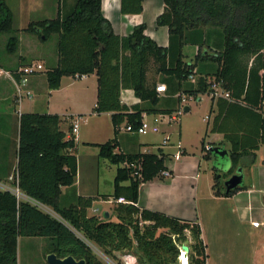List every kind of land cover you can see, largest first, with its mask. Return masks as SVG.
I'll use <instances>...</instances> for the list:
<instances>
[{
    "label": "trees",
    "instance_id": "16d2710c",
    "mask_svg": "<svg viewBox=\"0 0 264 264\" xmlns=\"http://www.w3.org/2000/svg\"><path fill=\"white\" fill-rule=\"evenodd\" d=\"M142 1L120 0V11L139 13ZM13 18L7 1L0 0V34H9V53L18 43ZM155 22L167 26L166 46L144 33V23L134 25L126 35L115 33L102 14L101 0H74L69 8H59L55 17L31 20L23 28L35 33L40 41L56 34L57 61L45 71L48 89L58 88L63 76L96 75L93 112H111L114 135L94 145L100 157L118 165L110 194L115 218L88 214L94 198L75 193V140L60 128L63 117L58 113L22 112L12 182L25 195L50 206L57 217L0 189V264H17L18 237L46 238V254L84 258V264H107L88 242L112 258L117 252L128 251L138 264H178V257L179 264H205L207 254L197 219H179L136 205L139 185L165 169V156L159 148L157 152H114L118 126L130 124L136 129L144 112L169 114L183 94L198 99L199 93L209 91L210 75L221 81L229 95L218 98L210 128L223 133L230 143L229 171L243 155H250L253 162L254 151L264 143V0H163V11ZM203 34H207V40L201 42ZM186 44L197 46L189 60L182 51ZM201 61H212L216 67L202 76L199 68L195 70ZM150 72L166 85L165 94L176 95L163 100V108L157 106L162 98ZM196 73L199 75L193 83L188 76ZM126 88L132 89L140 101L130 106L123 103L120 92ZM201 148L208 159L211 151H204L203 139ZM218 184L215 177L214 194L226 195ZM63 186L68 188L64 194ZM119 197L125 201H117ZM186 231L192 242L187 244L186 262L181 263L179 249L186 244Z\"/></svg>",
    "mask_w": 264,
    "mask_h": 264
},
{
    "label": "crops",
    "instance_id": "0c3cea01",
    "mask_svg": "<svg viewBox=\"0 0 264 264\" xmlns=\"http://www.w3.org/2000/svg\"><path fill=\"white\" fill-rule=\"evenodd\" d=\"M10 2L15 4L14 7L16 9L19 8L22 11V13L26 18L25 24L27 25L28 22L31 20H39L43 18L55 17L57 14V10L59 8H64V9L69 8L74 3V0H70V2L69 0H10ZM8 4L13 11L14 10L13 7H11L10 3ZM101 11L104 17L110 21L114 32L119 35H126L131 31L134 25L144 23L145 24L144 33L147 36L155 40L156 43L161 46H166L168 44L167 26L157 25L155 22L156 17L163 11V0H143L141 12L128 13V14H123L120 11V0H101ZM25 27L26 26H20L18 28L19 30L18 33L16 31V35L18 39L17 44L19 46L20 45L23 46L24 49L23 52H19L17 54L18 56L17 59L12 58L13 57L12 55L14 54H6L5 61L0 60V66L4 68H14V67L17 68L21 65L28 64L30 62L28 60L29 58H31V62H39L41 64H44L45 60L40 59L42 58L41 56H43V54H41L40 52L41 49H38L40 48V45H38L37 42L35 43V40L38 41L36 34L24 31L23 28ZM33 45L35 46V48L33 47ZM194 56L195 53L187 59L185 58V54H184L185 60H189ZM47 59L50 60L51 62L50 67H52L55 65L57 61V54L55 52L49 53ZM215 67L216 64L212 61H201L198 63V66L195 68V70L197 71L200 70L199 72H201V75L204 76L206 72H212L215 69ZM198 75L199 74L196 73L194 75V79L190 81L194 83ZM155 78L157 80L156 84L160 83V81L158 80L159 79L158 75H155ZM207 78H210V75H208ZM62 80L63 77L61 78L60 86L58 88L48 89L46 78L45 76L43 77V73L39 71L32 74L29 77L27 84L22 86L21 91L19 92L17 91V88L12 80L6 78H0V180L9 179L11 174L14 173V169L16 167L19 115L22 112H34L31 111L32 109L25 107L26 103L24 102V99H26L27 97L31 99L35 98L36 101V99L38 100L39 97L46 95V98L44 100L45 101L44 112L58 113L61 117H66L69 122H70L69 117L77 114L79 116L80 122L85 121L83 115H86L87 113L90 115V117H100L102 115H106L109 119L110 134H111L106 136H111L108 137V139L113 137L114 126L111 121V112L106 111V112H101L99 114L93 112V107L96 102V85H97L96 75L94 73H91L76 78L72 77V80L68 83L69 85H71L70 87L64 85ZM76 81L79 83H83V86L76 88L78 90L77 93H79L78 95H80L79 96L80 100L78 98H74L73 95H71V93L74 94L72 87L73 85H75V83H77ZM88 94L89 96L92 97V103H91L92 108L90 109V111L87 112L86 111L87 109H84V104L81 101V98L82 96L86 97ZM59 95L62 97L61 102L64 103L70 102L68 105H66V107L62 109L63 111H60L59 109L56 108L59 107L60 102L58 104L57 99H55V97L58 98ZM158 95L160 98H162V100L159 101V104L157 106L161 108H163V106L160 105L161 101L169 97H171L170 99L172 98L174 99L176 97V95L168 96L167 93L166 94L158 93ZM69 96L71 97V99L70 98H69L70 100L66 99ZM212 98H213L211 99L212 109L211 111H209L208 109L209 114L204 117L206 121L204 134L206 137L208 135V132H211L214 135L218 136V143L211 146H220L222 148H225L224 144L228 146V148H226L227 154L222 155V157L229 158L230 165L228 164L227 166L225 163L224 164L218 163V161L215 163L217 166L212 165L211 172L213 176L211 177V182L210 181L207 183L203 182V184L204 183L206 184L205 188H203V190L199 192V189L202 186V182H200V177H201L200 159L197 158L195 155L193 156L187 155L186 148L184 146H180L179 148L181 154L183 153L182 157L184 158L183 159H180V157L177 159L174 158V160H172L171 162L166 164L164 163L165 169L171 171V176L165 177L157 174L153 178L142 182L138 188V198L136 205L139 206L140 208H147L150 210L161 211L167 215L179 219L195 220L198 219V216L200 214V205H199L200 201L203 200L220 201V200L235 198L238 201L237 208L239 212L238 214L240 221L249 222L250 227H252V228L249 227L245 229H240L239 231L245 233L246 238H249L250 241H252V239L254 238V232H253L254 228L257 229L263 227L262 230L264 232V208L262 209L260 219L255 218L253 215V211H254L253 200H256V195L254 196V190L251 187V185L250 186L245 184L243 185L241 183L240 186L242 185L243 186L240 187L241 189L237 190L233 195L218 196L214 194V189L212 188V185L215 182V177H216L219 182L218 186L225 192V186L223 181L225 175L223 171L230 169L231 167V159L229 157V149H230L229 141H227L224 138L223 133L210 130L214 116L217 113V106H216L217 100L218 98H226V97L215 96ZM120 99L123 103H125L128 106L140 101L139 98L134 94L133 90L128 88L121 90ZM170 99L167 101H170ZM10 100L13 103L12 106L7 103ZM198 100H200V97L198 98ZM70 104L73 105L74 107L72 108ZM16 106H17V110L15 109ZM178 106L175 105L176 108ZM209 108H210V104H209ZM11 110L14 111L12 112ZM262 110L264 111V102H263ZM158 114L161 113L148 114L144 112L142 113V118L146 116V118L152 120L153 116ZM210 115H212L211 121L209 119ZM118 130H119L117 135L118 145L114 149V152H120V151L157 152V149L159 148L165 157L168 154H170L168 151L166 152L168 147L167 144L162 145L163 138L167 133L161 128L159 132H153V133H159L161 135L160 140L159 139L143 140V138L140 135H146L147 133L140 134V133H132L123 129L121 130L118 129ZM205 137L201 138V140L202 139L204 140ZM94 140L96 139L78 140L77 138H75V145L76 143L78 144L79 141L92 145H94V143H103L106 141V140L103 141V139H97L98 141H94ZM200 145H201V141H200ZM94 147L96 148V151L92 156V164H93L92 169L95 168V174L94 175L91 174L88 180L82 182L80 178L81 175L80 163H78V159H77V175H76L74 187L76 194L82 196H90L94 198L89 208H91L92 212L96 213L98 208L93 206V203L96 201L111 203L113 208L114 199L112 196H110V194L113 191L112 183L118 165L109 162L106 158L100 157L98 155V146L94 145ZM150 148H153V150H150ZM257 151H262L264 153V143L260 144L259 148L254 151L256 155H257ZM203 153L204 152L202 151L201 148V157L205 159L203 157ZM212 157L217 159V157H220V155L218 154L214 155L213 153H211L210 157L205 160H211ZM251 160L252 158L250 155L247 154L243 155L237 164L236 172H238L239 169L241 172V167L243 165L244 166L249 165L252 162ZM124 165L125 163L119 164V166H124ZM104 169H106V171H113L111 174V178H112L111 189L107 192L103 191V189L100 186V184H102L104 179H103V175H101L102 179H100L99 172L103 171ZM262 178L264 179V171L262 172ZM8 181L9 182H5V183H10L11 185H14V183L10 179ZM123 184L125 185L128 184V181H124ZM67 189H68L67 187L63 186L62 193L64 194L67 191ZM242 193H246L244 199L239 197ZM105 213L108 214L107 217L104 216ZM97 216L103 218H110V219H112L111 217L114 216L115 218V215L113 211H111V209H105L103 211L102 216L101 215H97ZM254 222H257V225H254ZM219 231L220 230L218 229L214 231L211 230L210 232H208L207 235L205 230L201 227V237L203 239V242L206 243L205 251L208 253L209 244L210 245L214 244L215 247L217 248L216 260L210 261L208 259V254L206 253L207 257L205 264H226L224 261L231 260L232 256L233 258L244 256V253L241 254L236 253L235 256L233 255L232 250H235V246L232 243L231 234L229 230H225L223 232H219ZM19 238L20 237H18V240ZM220 245H221V249H219ZM261 246L262 245L260 244L258 248H254V244H252L248 254V257L250 259L249 264H261L255 261V259L257 260V256L260 253ZM241 249L245 251L244 247H242Z\"/></svg>",
    "mask_w": 264,
    "mask_h": 264
},
{
    "label": "rangeland",
    "instance_id": "374dc122",
    "mask_svg": "<svg viewBox=\"0 0 264 264\" xmlns=\"http://www.w3.org/2000/svg\"><path fill=\"white\" fill-rule=\"evenodd\" d=\"M7 1L8 3H10L11 7H13L14 9L13 10V17H14L13 26L14 28L17 29V33H18L19 31L18 28L20 26H26L25 24L26 18L19 8L16 9L14 7L15 5L14 3L10 2V0H7ZM8 36L9 34L7 33L0 34V60H3V61H5L6 54H14L12 55L13 56L12 58L17 59L18 58L17 54L19 52H23L24 50L22 45L19 46L17 44V47L14 52L12 53L7 52L6 40ZM55 40H56L55 33H53L51 37L46 41H40L39 38H38V41L35 40V43L37 42V44L40 45V48L38 49H41L40 52L41 54H43V56H41L42 58L40 59L45 60L43 64L44 66L41 69V72L43 73V77L45 76V71L51 65L50 60L47 59V57L49 56V53H53V52L56 53ZM205 40H207V34H203V36L200 37L199 41L204 42ZM33 47L35 48L34 45ZM196 47L197 46H192L191 44L185 45L183 47L185 58L188 59L191 55L196 53V49H197ZM28 60L30 61L29 63H31V58H29ZM149 76L155 78L152 72H150ZM71 80H72V76H63L62 82L67 87H70L71 85H69L68 83ZM80 86H83V83H79V82L75 83V85H73L72 87L74 94L71 93V95H73L74 98H78L79 100H80L79 98L80 95H78L79 93H77L78 90L76 88ZM199 97H200V100H198L197 98H194L193 96L184 95V98H181V101L175 104L176 106L178 105L179 106L177 108L173 107V109L174 108L175 109L172 110L171 113L169 114L161 113L162 118H161L159 126L169 136V140L167 141L168 147H167L166 152L168 151L170 154H168L164 158L165 164L174 160L173 154L176 153L178 150H180L178 146L179 147L184 146L186 148L187 155L189 156L195 155L197 158L200 159V162H201L200 182H202V186L200 187L199 192H201L203 188H205V185H206L205 183L209 181L211 182V177L213 176L211 172L212 171L211 166L216 165L215 163L217 161L218 163H222V164L225 163L228 166V164L230 165V160L229 158H226V157L223 158L222 156L217 157V159L212 157L211 160H205L201 157L200 141H201V138L205 137L204 131L206 127V121L204 117L209 114L208 109H209V104L211 102V98H210V95H208V93L206 92L199 94ZM45 98H46V95H43L42 97H39V99L38 100L36 99L35 101V98L31 99L27 97L26 99H24V102L26 103L25 107L32 109L31 111H34V112H44L45 111V106H44ZM61 98L62 97L60 95L58 96V98L55 97V99H57V103L59 104L60 102L59 107H56V108L59 109L60 111H63L62 109L66 107V105H68L70 102H66V103L61 102ZM69 98L71 99L70 96L67 97L66 99H69ZM81 101L84 104V109H87L86 110L87 112L90 111V109L92 108L91 106L92 97L89 96V94L86 97L82 96ZM7 103L11 106L13 104L11 100L8 101ZM160 105L165 106L166 101H161ZM186 106L189 107L188 111L184 110V107ZM71 107L73 108L74 106L71 105ZM15 109L17 110V106L15 107ZM11 111L13 112L14 110H11ZM178 111L180 112L178 113ZM170 116H175L177 119L175 120L170 119V121H168ZM211 117L212 115L209 116L210 121H211ZM83 118H85L84 119L85 121L83 122L81 121L79 123V128L77 130L78 140L96 139L94 141H98L97 139H103V141H105L106 139H108V137H111V136H106V135H111L110 134V123L106 115H102L100 117H90V115L87 113L86 115H83ZM69 123L70 122L68 121V119H66V117H63V119L60 122V127L63 130H65L66 133L68 132V134H70L69 125L71 129V124ZM108 124H109V127H108ZM140 136L143 138V140H148V139H151V140L159 139L160 140L161 139V135L159 133H153V132H149L146 135H140ZM89 141H92V140H89ZM205 143H208L210 145L217 144L218 136L214 135L211 132H208V135L204 139V144ZM224 146H225L224 149L228 148L226 144H224ZM150 150H153V148H150ZM72 151L76 155L78 159V163H80V169H81L80 178L82 182H84L90 178L91 174L92 175L95 174V168L92 169L93 168L92 156L94 155L96 148L92 144H86V143L79 141L78 144L76 143ZM182 156H183V153L180 154L179 156L180 159L184 158ZM236 167L237 166L235 165L234 168H232V171H235L234 173H236ZM263 171H264V153L262 151H257V155L253 162H251L247 166L243 165L241 167L242 184L249 185V186L251 185V187L254 190V196L256 195V200H253V206H254L253 215L257 219H260L262 209L264 208V179L262 178ZM112 172L113 171H106V169L99 172L100 179H102L101 175H103V179H104V181L102 182V184H100V186L105 192L111 189ZM224 175H226V177L229 176V174H224ZM8 180L9 179L0 180V181L1 182L3 181L4 183V182H9ZM203 182L205 183L203 184ZM245 196H246V193H242L239 197L244 199ZM63 201L65 200L63 199ZM199 205H200V214L197 220L200 223V226L205 230L206 234L208 235V232H210L211 230L214 231L218 229L220 230L219 232L229 230L231 234L232 243L235 246V250H232L233 255L235 256L236 253H240V254L244 253V256H241L238 258H233L232 256L231 260L224 261L226 264H249L250 259L248 257V254H249L252 244H254V248H258L260 244L262 245L260 249V253L257 256V260L255 259V261L258 263L264 264L262 263L264 262V248H263L264 247L263 246L264 245V232L262 230L263 227L253 229L254 238L252 239V241H250L249 238H246L245 233H242L239 231L240 229L249 228L250 225H249V222L240 221L239 214H238L239 212L237 208L238 201L235 198L227 199V200H220V201L203 200L199 202ZM93 206L97 207L98 210L95 213V212H92L91 208H88V213L90 215L96 214V215L102 216L103 211L105 209H111V211H113L111 203L96 201L93 203ZM47 208L53 211V209L50 206H47ZM111 218L114 219V216H112ZM186 234H187L186 244H189L190 242H192V237L188 231H186ZM93 245H95L102 253H104L96 244H93ZM46 246H47L46 238L20 237L17 243V264H47L46 257H45L46 255L45 248H47ZM242 247L245 248V251L241 249ZM219 249H221V245L219 246ZM216 252H217V248L215 247V245L209 244L208 253L207 252L206 253L208 254V259L210 261L216 260L217 258ZM95 254L98 256L99 259L104 261V259L101 257L100 254H99L100 256L97 253ZM116 254H117L116 255L117 257H114V258L109 257V259L113 260L115 264H120V263L126 264L125 260H127V258L134 259L136 263L133 262L132 264H138L134 256L128 251L117 252ZM187 255L188 253L186 254L184 252H181V263L186 262ZM178 264H179V257H178Z\"/></svg>",
    "mask_w": 264,
    "mask_h": 264
},
{
    "label": "built area",
    "instance_id": "2783aa9c",
    "mask_svg": "<svg viewBox=\"0 0 264 264\" xmlns=\"http://www.w3.org/2000/svg\"><path fill=\"white\" fill-rule=\"evenodd\" d=\"M43 68V64L39 63V62H31L28 64H24L19 66L17 69H15L14 71L4 68L2 66H0V78H6V79H10L14 82L17 91H21L22 86L26 85L29 77L36 73L41 71V69ZM188 78L190 80L194 79V74H190L188 76ZM207 82L209 83V91L208 94L210 95V97H215V96H223L228 98V92L225 91L222 86H221V81H218L216 79H214L213 77L207 78ZM155 90L158 93H162L165 94L166 92V85L162 82L157 83L155 86ZM182 98H184V94L181 95ZM180 111H178L179 113ZM162 118V114H158L153 116L152 120L146 118V116H144L138 127L136 129H134L132 127V125H120L118 126V129H123L132 133H140V134H145V133H149V132H159L160 131V121ZM173 119L175 120L176 117L175 116H170L169 120ZM70 120V124H71V129H70V134L74 137L77 138V130L79 128V123H80V119L78 115H73L69 117ZM169 140V136L166 134L163 138V142L162 145H166L167 141ZM212 146L208 143L204 144V151H208L210 150ZM179 148V146H178ZM181 154V151L178 150L176 153L173 154L174 158L177 159L179 158ZM140 167V165H138ZM140 174V173H139ZM159 175L161 176H171V171L168 169H163L159 172ZM9 179L12 181L13 177L12 175L9 177ZM0 189L3 190H9L10 192H12L16 198L18 200H27L29 202H31L32 204L36 205L39 209L43 210L44 212L49 213L52 216H57V214L54 212V210H50L47 208L48 205L35 200L27 195H25L17 186V184L11 185L10 183H3L0 181ZM117 201H124L123 197H119L117 198ZM254 225H257V222H254ZM89 246H91V248L93 249V251H95V253H97L98 255L100 254L101 257L104 259V261L108 264H115L113 262V260L109 259V256H107L105 253H102L95 245H93V243L88 242ZM99 255V256H100ZM126 264H132L133 262H135L133 259H129L127 258V260H125ZM136 263V262H135Z\"/></svg>",
    "mask_w": 264,
    "mask_h": 264
},
{
    "label": "water",
    "instance_id": "95a60500",
    "mask_svg": "<svg viewBox=\"0 0 264 264\" xmlns=\"http://www.w3.org/2000/svg\"><path fill=\"white\" fill-rule=\"evenodd\" d=\"M184 110H188V107H184ZM211 153L218 154L220 156L227 154V150L220 146H212L210 148ZM242 183V174L240 169L238 172L231 174L226 180H224L225 194L227 195L230 190L240 187ZM105 217L108 216L107 213L104 214ZM180 252H189V247L187 244L183 243L180 245ZM47 264H84V258H75L72 255H67L64 257L57 256L54 252H49L45 255Z\"/></svg>",
    "mask_w": 264,
    "mask_h": 264
},
{
    "label": "flooded vegetation",
    "instance_id": "af4514ba",
    "mask_svg": "<svg viewBox=\"0 0 264 264\" xmlns=\"http://www.w3.org/2000/svg\"><path fill=\"white\" fill-rule=\"evenodd\" d=\"M215 155V154H214ZM222 170V169H221ZM230 169H227V170H225V171H223L224 172V174H229V176L231 175V174H233L235 171H229ZM228 176V175H227ZM228 176V177H229ZM228 177H226V175L224 176V178H223V181H224V179L226 180Z\"/></svg>",
    "mask_w": 264,
    "mask_h": 264
},
{
    "label": "bare ground",
    "instance_id": "6f19581e",
    "mask_svg": "<svg viewBox=\"0 0 264 264\" xmlns=\"http://www.w3.org/2000/svg\"><path fill=\"white\" fill-rule=\"evenodd\" d=\"M184 253H186V252H184Z\"/></svg>",
    "mask_w": 264,
    "mask_h": 264
}]
</instances>
